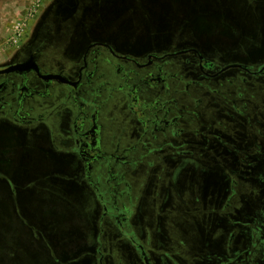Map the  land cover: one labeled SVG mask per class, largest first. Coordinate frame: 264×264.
<instances>
[{
	"label": "flooded vegetation",
	"instance_id": "af4514ba",
	"mask_svg": "<svg viewBox=\"0 0 264 264\" xmlns=\"http://www.w3.org/2000/svg\"><path fill=\"white\" fill-rule=\"evenodd\" d=\"M143 1L162 14L159 5L173 8L172 39L163 43L164 48L142 53L120 50L111 33L86 41V46L82 43L78 52L65 57L63 62L52 56L65 42L57 33L63 28L62 32L68 34L75 21H60L52 4L37 23L33 36L23 41L15 56L0 66V131L10 130L22 137L24 143L25 136L38 137L45 128L52 147L48 155L72 160L78 180L99 199L97 234L91 247L75 256L79 264H264V113L253 110L243 93L238 104V97H230L236 91H227L225 107L218 102L219 97L213 96L211 106L216 111L209 113L210 120L203 121L205 126L190 132L193 137L185 138L179 128L184 115L174 112V101L168 106L158 96L164 88H170L169 81L176 79L189 80L188 89L192 84H206L215 94L225 93L216 89L213 82L227 78L231 83L234 78L246 84L264 83V61L232 62L208 47H198L186 38L182 40L184 30L198 19L217 21L221 27L233 31L261 34L264 0ZM90 4L91 0H86V8ZM236 9L248 12L244 22L232 19ZM157 10L153 8L155 15ZM144 13L147 14L146 10ZM20 64L24 66L11 69ZM170 66H187L192 72L183 74L178 68L174 72ZM102 89L111 90L110 97L119 96L124 120L134 130L131 139L138 140L126 144L123 154L121 144L114 148L109 142L104 103L94 96ZM153 97L157 99L152 102ZM197 101L201 105L202 100ZM200 115L198 110L189 112V119ZM60 121L64 126H59ZM140 140L150 141L149 146L162 142L183 145L167 148L171 151L168 154L156 149L152 156L166 164L177 162L182 166L183 162L193 161L195 166L185 173L179 186L184 197L191 193L192 202L188 205L182 198L168 208H161L164 212L161 228L147 223L145 232L137 238L134 222L137 208L133 203L132 207L118 203L121 193L117 181L124 176L126 152H132L137 145L146 149ZM14 156L18 158L19 154ZM0 157L13 159L5 150ZM194 171L198 174L192 180ZM208 175L215 180L205 191L196 182ZM0 182L10 184V192L20 200L13 175L1 167ZM110 193L114 195V203L106 201ZM25 219V224L30 225ZM159 230L165 242H155L159 241L156 239ZM107 231L115 239L127 240L130 261L123 252L116 254L112 243L110 254L106 253ZM172 239L175 247H169L168 240Z\"/></svg>",
	"mask_w": 264,
	"mask_h": 264
},
{
	"label": "rangeland",
	"instance_id": "374dc122",
	"mask_svg": "<svg viewBox=\"0 0 264 264\" xmlns=\"http://www.w3.org/2000/svg\"><path fill=\"white\" fill-rule=\"evenodd\" d=\"M55 1L0 0V66L15 56L23 41L33 36L37 23ZM143 2L114 0V5L111 3L101 5L97 15L91 10L81 25L68 30V38L58 50L53 51V58L63 62L65 57L76 54L82 43L86 46L88 44L86 41L101 39L111 33L117 40L120 50L142 53L157 47L164 48L163 43L172 39L171 27L175 21L173 8L159 5L158 9L163 10L162 14L154 5H145ZM153 8L157 10L156 15ZM145 10L147 14L144 13ZM235 11L232 19L244 22L245 13L248 12L243 9ZM184 31L185 37L182 40L186 38L196 42L198 47H208L212 52H217L232 62L254 64L264 61V32L258 34L249 30L233 31L221 27L217 21L209 22L203 19L195 20ZM169 32L171 33L167 35ZM170 69L174 72L181 71L183 74L192 72L187 66L176 68L170 66ZM237 79L239 78H234L233 83L229 78L213 82L214 87L225 94H215L206 84L202 86L192 84L188 89L189 80L176 79L173 82L169 81L170 88H164L158 96L162 98V103L168 102V106L171 105L170 101H174V112L179 116L184 115L181 117L184 121H180L179 128L186 134L185 138H190L193 137L190 132H194L200 125L205 126L203 121L210 120L209 113L216 111L211 106L213 96L219 97L218 102L225 107L224 96L227 95V91H236V95L230 97H238V104H241L239 95L243 93L253 110L260 109L264 113V83L249 81V84H246ZM110 93L111 90L102 89L94 96L104 103L110 130L109 142L114 144V148L121 144L120 151L123 154L126 144H134L138 140L131 139L130 135L134 130L131 129L130 123L124 120L123 103L120 102L119 96L110 97ZM156 99L157 97H153L152 102ZM198 99L202 100L201 105L197 103ZM195 110L200 112L201 118L199 116L189 119V112ZM58 124L64 126L62 121ZM38 134V137L25 136L23 143V138L12 131L5 129L0 131V152L5 150L13 155V159L10 160L0 157V167L13 175L16 189L21 194L20 200H16L14 193L10 192V184L0 182V264H79L75 256L91 247L97 234L99 199L85 183L78 180L72 160L58 155H48L52 147L45 128ZM160 141L162 139L157 142ZM139 142H142L146 149L137 145L132 152H126L127 157L124 161L127 163L122 165L124 176L117 181L118 191L124 195L123 198L120 194L118 203L122 206L124 202L128 207H132L133 203L137 208L134 210L137 238L139 234L145 232L147 223L152 222L158 229L161 228L160 223L164 217L161 208H168L171 203L182 201V198L188 205L192 202L191 193L184 197L179 186L186 176L185 173H189L190 167L195 166L193 161L183 162L182 166L177 162L166 164L155 161L152 156L156 149L168 154L171 151H167L169 150L167 148L183 145L162 142L159 145L152 143L153 147L148 145L150 141ZM15 154H19V157L16 158ZM177 164L180 165L179 168ZM197 174L194 171L192 180ZM204 177L198 179L196 186L203 187L206 191L215 177L209 175ZM108 200L114 203L112 193L106 199ZM24 219L30 222V225L25 224ZM132 226L134 228V225ZM195 226V223L192 224V227ZM106 233L108 234L106 253L110 254L112 243L115 253L123 252L130 261L127 240L123 237L119 240L113 238L111 231ZM157 233L156 239L159 241L155 242H165L161 230ZM168 242L169 247H175L173 239ZM176 251L175 253L179 254Z\"/></svg>",
	"mask_w": 264,
	"mask_h": 264
},
{
	"label": "water",
	"instance_id": "95a60500",
	"mask_svg": "<svg viewBox=\"0 0 264 264\" xmlns=\"http://www.w3.org/2000/svg\"><path fill=\"white\" fill-rule=\"evenodd\" d=\"M109 3L114 5V0H91V4L86 8V0H56L53 3V7L56 8V12L58 13L57 15L60 21L73 19L75 21L74 28L76 29V27L79 26V24L81 25V23L85 20L86 17L84 16H87V13L93 10L96 12L94 14L97 15L100 12L98 11L100 6ZM62 30L59 28L57 35L63 41H65L68 36L67 34L65 35ZM21 66H24V64L13 66L11 69H19Z\"/></svg>",
	"mask_w": 264,
	"mask_h": 264
}]
</instances>
